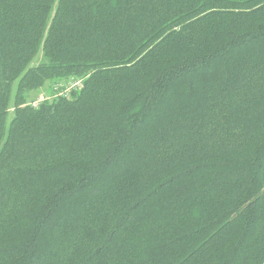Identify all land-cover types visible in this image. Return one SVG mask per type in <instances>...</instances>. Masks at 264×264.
I'll use <instances>...</instances> for the list:
<instances>
[{"label": "trees", "instance_id": "1", "mask_svg": "<svg viewBox=\"0 0 264 264\" xmlns=\"http://www.w3.org/2000/svg\"><path fill=\"white\" fill-rule=\"evenodd\" d=\"M0 264H264V0H0Z\"/></svg>", "mask_w": 264, "mask_h": 264}, {"label": "rangeland", "instance_id": "2", "mask_svg": "<svg viewBox=\"0 0 264 264\" xmlns=\"http://www.w3.org/2000/svg\"><path fill=\"white\" fill-rule=\"evenodd\" d=\"M39 58H37L34 62H38ZM72 82H74L72 79H68L65 81H61L60 84L66 85V86H72ZM55 90L52 89L51 84L50 83H46L44 86L33 90L31 92L28 93V103H31L33 101H36L40 96H43L46 99H50L53 96H55Z\"/></svg>", "mask_w": 264, "mask_h": 264}, {"label": "built area", "instance_id": "3", "mask_svg": "<svg viewBox=\"0 0 264 264\" xmlns=\"http://www.w3.org/2000/svg\"><path fill=\"white\" fill-rule=\"evenodd\" d=\"M44 99L46 98H44L43 96H40L36 101H33L30 104L33 106H36L39 102L43 101Z\"/></svg>", "mask_w": 264, "mask_h": 264}]
</instances>
